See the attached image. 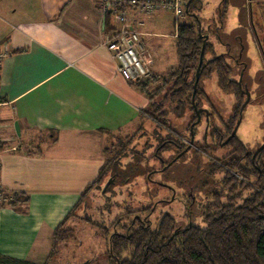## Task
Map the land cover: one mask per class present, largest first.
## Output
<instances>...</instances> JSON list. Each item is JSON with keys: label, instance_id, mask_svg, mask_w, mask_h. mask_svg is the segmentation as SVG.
<instances>
[{"label": "crops", "instance_id": "crops-1", "mask_svg": "<svg viewBox=\"0 0 264 264\" xmlns=\"http://www.w3.org/2000/svg\"><path fill=\"white\" fill-rule=\"evenodd\" d=\"M144 26L143 43L165 36ZM108 35L97 0H0V257L45 264L107 136L141 126L150 95L117 74Z\"/></svg>", "mask_w": 264, "mask_h": 264}, {"label": "rangeland", "instance_id": "rangeland-1", "mask_svg": "<svg viewBox=\"0 0 264 264\" xmlns=\"http://www.w3.org/2000/svg\"><path fill=\"white\" fill-rule=\"evenodd\" d=\"M97 1L102 9L105 6L106 0ZM147 1L146 4L151 6L148 9L144 6H126L124 12L129 25H131L132 31L139 36L143 54L150 59L149 68L151 72L154 66V70L159 74V76L157 75L156 77V81L150 83L147 91L153 103L149 109L142 114L140 118L141 126L136 132L107 136L105 139V147L107 148L105 157L111 162L102 169V179L100 182H97L99 189L96 188L97 186L94 188L92 187L86 194L83 204L68 215V218L62 226V230L67 236V239L58 242L53 251L51 248L52 253H50V258L47 259L45 264H108L106 261L107 246L104 239L106 229L109 226L108 224L113 222L114 219V223L123 222V220L118 221L117 219H119V213L123 212L124 209L128 207L135 210L145 208L146 211L151 208H156L157 211L154 216H156L157 219L163 214H170L175 218L178 224L186 225L192 222L199 227L204 226L193 214L190 215V220L188 221L187 217H181L183 209L177 202L173 205L168 203H165V205L160 203L159 205L157 200L153 199L154 192L166 194V190L148 180L149 178L155 180L156 175L155 173L151 174V171L161 168L159 162L153 157L155 149L159 146V139H164L169 136L173 139H179L183 144L187 145L189 143V138L187 136L181 135L175 130L177 123H179L176 119L178 113L171 112L172 115L170 114V117L172 121L167 123V126L162 122V118L159 117L161 112L164 111V106H167L164 98L167 91L165 86L166 79L169 76V72L174 71L178 65V58L175 51L178 24H193V20L189 13V16L185 13V3L181 0ZM162 1H168L169 3L180 2L181 14L177 15L167 8L157 9V3L164 4ZM219 1L220 0H198L195 2L196 8L192 11L200 18L202 28L205 27L209 20L217 21L216 14H218ZM232 1L235 4L243 3V0ZM237 12L238 8L236 5H230L225 11L223 16L224 28L220 30L222 34L232 32L238 27ZM105 15L108 14L106 13L104 16ZM144 21L145 26L141 28V30L151 34L165 36H146L143 43L141 40L142 33H140L139 27H141ZM111 22L115 25L113 28L115 29L114 31L121 28L112 17L110 24ZM216 24H218V22H216ZM236 33L237 31L235 30L234 34ZM218 48L221 49V47ZM251 53L252 49L250 47L247 56L249 62ZM251 62L253 65L252 68L260 67L259 61L255 59V56L253 64V55L251 57ZM153 76L155 77L152 73V77ZM152 77L150 80H152ZM211 80L209 86L211 88L208 90L207 94L214 97L215 95L217 96L218 90L214 77ZM204 84L206 85L207 83L205 82ZM262 84L263 87L259 86V93L263 89L262 95H264V82ZM159 106H162L160 110ZM237 137L242 143L253 146V152L258 148L261 141H264V103H253V105L247 106L243 113V122L239 127ZM198 138L200 139V135H198ZM33 139L36 143L40 138L35 137ZM15 145L14 147L20 148L18 142H16ZM147 147L150 148V151H145ZM191 151L192 154H198V158L195 157L192 163L194 168H192L190 172V176H193L191 185L197 187L204 182L211 184L212 178L217 179L216 175L219 173L217 163L212 157L203 156V154L197 153L195 149ZM129 160L131 163L125 167L124 170L122 165L120 167L116 166L118 163H126ZM113 161L116 162V164H112ZM143 163L146 165H143ZM209 163L215 164L212 171H210L211 165ZM184 169V166L173 167L168 170V176H162V180L167 183L173 179L172 176H181L182 171H184L185 174ZM198 170H202V173L201 171L198 172ZM113 171L122 173L129 179L124 183L125 179L119 177L116 185L110 188L113 193L115 192V195L109 194L107 195L108 198H103L101 196L103 195L102 187L107 180H110L108 179L110 178L109 174ZM207 172H209L210 176L206 175ZM211 176L213 177L211 178ZM148 196H152L153 198L150 200Z\"/></svg>", "mask_w": 264, "mask_h": 264}, {"label": "flooded vegetation", "instance_id": "flooded-vegetation-1", "mask_svg": "<svg viewBox=\"0 0 264 264\" xmlns=\"http://www.w3.org/2000/svg\"><path fill=\"white\" fill-rule=\"evenodd\" d=\"M220 2L221 0L219 4ZM230 5H236L238 8V27L235 29L237 31L236 34H234L235 30L229 33L227 32L226 34H222L220 31L221 29L223 30L224 26L220 16L219 6L218 14H216L217 21H207L204 28H202L200 18L193 11L190 15L192 16L193 22L197 21V26L198 23L200 24V29L197 28V33L203 47L202 63L208 64L215 61L214 59L222 58L224 63L231 68L232 73L229 82H235L238 88V94L226 93L221 90L217 85L215 76L208 72L210 75L200 81L202 95L198 96L196 100L194 99V105L191 103L190 98L192 114H177L176 119L179 123H177L175 130L181 135L187 136L189 143L187 145L183 144L179 139H173L169 136L164 139H159V146L155 149L153 157L159 162L161 168L151 171V174L155 173L156 175L155 180L148 179L150 182L166 190V194L154 192V198L148 196L150 200L151 198L156 199L159 205L160 203L173 205L177 202L183 209L181 217H187L188 221L190 220V215L193 214L204 226V209L210 201L209 193L218 187L217 181L224 177L225 172H229L233 178L237 176L236 171H231L226 167L243 165L246 168L248 162L253 166V146L242 143L237 137V132L243 122V113L247 106L253 105V103H264V95H262L263 89L259 93V86H262L264 82V0H243L241 4H235L230 0ZM194 8H196L195 3L193 4V10H195ZM205 46H207V49L204 53ZM218 47H221V49ZM250 47L252 49L250 55L251 57L253 55V64L255 56V59L259 61V68H252L251 57L250 62L247 58ZM213 77L218 90L217 96L215 95L214 97L207 94L211 88L209 86ZM205 82L207 83L206 85L204 84ZM198 135H200V139ZM263 143L264 141H261L258 148ZM241 147H246L247 149L243 154L241 153ZM193 149L197 153L212 157L215 160L219 171L218 175H216L218 180L211 176V184L204 182L202 183L204 184L203 186L202 184L197 187L191 185L193 176H190V172L194 168L192 163L195 157L198 158V154H192L191 150ZM145 151H150V148H145ZM130 163L131 161L129 160L126 163L121 162L116 166L120 167L122 165L124 170ZM209 164L211 165L210 171H212L215 164ZM143 165L146 164L143 163ZM177 166H184L185 174L182 171L181 176L178 175L180 177L174 175L172 176V180L167 183L164 182L162 176H168V170ZM200 171L202 173V170H198V172ZM209 172H207V176H210ZM109 177L108 179L110 180H107L102 187L103 196H105L103 198H108L107 195L109 194L115 195V192L113 193L110 188L116 185L119 177L125 179L124 183L129 179L122 173L114 171L109 174ZM156 211V208H151L146 211L145 208L135 210L128 207L119 213V219L117 220H123V222L114 223V219L113 222L108 224L109 226L104 235L107 246L106 261L108 264L110 262H116V264H136L139 262V264H142L151 260L152 256L149 254V248L145 241H142L141 245H139V250H142L143 253L136 255V257L128 255L124 251L117 254V252L112 251L111 246L113 238L128 241L130 237L133 238L136 235H147L152 232H157L159 222L165 217H170L175 220L170 214H163L157 219L154 216ZM126 213L131 214L126 216ZM175 223L176 226L173 228V233L187 230L192 226H198L192 222L183 225L178 224L175 220ZM116 244L119 243L116 242Z\"/></svg>", "mask_w": 264, "mask_h": 264}, {"label": "trees", "instance_id": "trees-1", "mask_svg": "<svg viewBox=\"0 0 264 264\" xmlns=\"http://www.w3.org/2000/svg\"><path fill=\"white\" fill-rule=\"evenodd\" d=\"M181 1L186 3L189 0ZM195 2L196 0L190 2L189 14L192 13ZM229 2L230 0H221L219 4L222 21ZM188 13L186 14L189 16ZM197 20L200 21L198 18ZM110 21L111 16L105 15V31L113 36L114 34L110 33L112 32ZM197 28V21H194L193 24H178L175 42L178 65L174 71L169 72L166 79L167 91L164 98L167 106H164V111L159 117L162 118V122L166 126L172 121L171 112L179 115L192 114L190 98L195 81L194 73L202 48ZM206 49L207 46H205L204 53ZM214 60L208 64L202 63L195 100L202 95L200 81L211 73L215 76L221 90L226 93L238 94L235 82H229L231 68L224 63L222 58ZM156 77L153 76L152 80L135 85V88L143 93H148L150 83L155 82ZM149 100L151 101V97ZM152 103L151 101V105ZM161 107L159 106V110ZM246 150V147H241L242 154ZM114 161L112 164H116ZM110 162L108 160L105 166ZM237 167L227 166L226 168L229 170L236 171L237 176L233 178L229 172H225L222 179H217L218 187L209 193L210 201L204 209V227L192 226L187 230L173 233V228L176 226L175 220L165 217L159 222L157 232L136 235L133 238L130 237L128 241L113 238L112 251L117 254L124 251L128 255L136 257L143 253L142 250H139V245L145 241L152 258L142 264H264V148L256 155L255 151L253 152V166L248 162L246 168L243 165ZM102 169L95 182L84 191L73 210L83 204L89 190L96 187L97 182H100ZM96 188L99 189L98 186ZM20 202L22 200H13L8 201L7 204L15 206ZM129 214L131 213L125 215ZM67 218L68 216L55 230L52 251L58 242L67 239L62 230ZM0 264L29 263L0 257ZM110 264H116V262H110Z\"/></svg>", "mask_w": 264, "mask_h": 264}, {"label": "built area", "instance_id": "built-area-1", "mask_svg": "<svg viewBox=\"0 0 264 264\" xmlns=\"http://www.w3.org/2000/svg\"><path fill=\"white\" fill-rule=\"evenodd\" d=\"M147 2V0H106L105 6L101 9L103 14H110L121 27L115 31L113 36L108 35L105 37L104 47L116 64L117 74L132 85L150 80L152 72L149 68L150 59L143 54L139 36L132 31L124 11L126 6H144L148 9L151 6H148ZM162 2L164 4L157 3V9L167 8L177 15L181 14L180 2ZM4 200L6 198L0 188V202Z\"/></svg>", "mask_w": 264, "mask_h": 264}, {"label": "water", "instance_id": "water-1", "mask_svg": "<svg viewBox=\"0 0 264 264\" xmlns=\"http://www.w3.org/2000/svg\"><path fill=\"white\" fill-rule=\"evenodd\" d=\"M190 2L191 0L187 1L185 3V13H188V8H189V5H190ZM198 28L200 29V24L198 23ZM202 56H203V47L200 51V56H199V61H198V65H197V68H196V71H195V81H194V84H193V91H192V97H191V103L194 105V97H195V93H196V87H197V84H198V80H199V72H200V68H201V65H202ZM264 148V143L256 150L255 154H257L259 151H261L262 149Z\"/></svg>", "mask_w": 264, "mask_h": 264}]
</instances>
